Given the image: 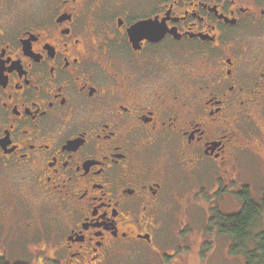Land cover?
<instances>
[{
    "label": "flooded vegetation",
    "instance_id": "obj_1",
    "mask_svg": "<svg viewBox=\"0 0 264 264\" xmlns=\"http://www.w3.org/2000/svg\"><path fill=\"white\" fill-rule=\"evenodd\" d=\"M263 129L264 0H0V264H108L180 194L209 225Z\"/></svg>",
    "mask_w": 264,
    "mask_h": 264
},
{
    "label": "rangeland",
    "instance_id": "obj_2",
    "mask_svg": "<svg viewBox=\"0 0 264 264\" xmlns=\"http://www.w3.org/2000/svg\"><path fill=\"white\" fill-rule=\"evenodd\" d=\"M262 135L264 140V129ZM233 173L237 182L233 187L241 191L248 187L251 197L259 200L264 195V150L257 155L250 151L243 154ZM206 188L207 192H212V182L209 181ZM184 195L166 203L168 210L153 245L138 242L119 248L108 264H245L242 256L230 254V238L215 235L213 230L208 232V217L204 211L207 202L191 201ZM214 207L215 211L230 215L237 213L241 204L237 196L232 195L214 203ZM206 225L208 229H204Z\"/></svg>",
    "mask_w": 264,
    "mask_h": 264
},
{
    "label": "trees",
    "instance_id": "obj_3",
    "mask_svg": "<svg viewBox=\"0 0 264 264\" xmlns=\"http://www.w3.org/2000/svg\"><path fill=\"white\" fill-rule=\"evenodd\" d=\"M237 198L241 209L230 215L215 212L208 232L230 238V254L242 256L245 264H264V195L255 200L245 187Z\"/></svg>",
    "mask_w": 264,
    "mask_h": 264
}]
</instances>
